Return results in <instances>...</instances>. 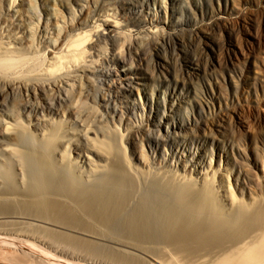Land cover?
I'll return each mask as SVG.
<instances>
[{
    "label": "bare ground",
    "instance_id": "obj_1",
    "mask_svg": "<svg viewBox=\"0 0 264 264\" xmlns=\"http://www.w3.org/2000/svg\"><path fill=\"white\" fill-rule=\"evenodd\" d=\"M51 2L0 0V226L17 225L0 239L21 244L19 264H264V187L236 195L186 138L216 137L237 109L189 126L174 116L186 99L169 109L146 83L230 66L240 17L189 0V18L177 0Z\"/></svg>",
    "mask_w": 264,
    "mask_h": 264
},
{
    "label": "rangeland",
    "instance_id": "obj_2",
    "mask_svg": "<svg viewBox=\"0 0 264 264\" xmlns=\"http://www.w3.org/2000/svg\"><path fill=\"white\" fill-rule=\"evenodd\" d=\"M51 1L49 0V4L52 5ZM167 2L173 3L172 0H167ZM179 2L184 14L189 18V7L182 0H177V4ZM189 2L201 3L204 10L208 12L220 11V8L222 10L227 7L226 12L222 15L229 22L240 17V31L232 40V50L229 54L232 63L227 67L212 68L201 74L192 83L187 82L184 85L175 81L168 82L162 87L160 83L153 84L150 80H147L146 83H149L150 87L156 91H165L167 95L173 96L169 97L172 102L166 105L169 109L186 99L185 108L178 110L174 116L176 121L189 126L201 123L200 121L203 119L208 121L216 119L221 112L220 109L218 110L220 104L223 110L230 113L237 109L238 114H233L232 120L222 119L221 125H216V137H204L203 133H193L188 134L186 138L192 140L193 147L204 146L207 149L205 159L214 160L216 169L221 166V169L223 168L224 172L228 173L231 187L236 195L240 196L243 192L245 199H249L251 193L259 196L264 187V0H189ZM225 3H228V6ZM56 7L66 11L59 3ZM2 10L3 8L0 7V13ZM185 33L188 32L181 33V35L187 36L188 34ZM213 38H215V42L219 36L214 35ZM164 50L169 52L166 49L159 52L163 55L166 53ZM157 56L159 57L150 58L152 62L148 64L149 70H152L154 61L163 60L160 55ZM235 87L238 98H233L232 95ZM16 91L18 99L24 98L22 91ZM133 93L136 101L140 102L139 92L134 89ZM213 105L217 106L214 113ZM128 130L131 133L128 136L129 140L131 136H134V133L132 130ZM139 139H142L141 136ZM133 142L138 143V140ZM134 147L142 146L129 141V150L131 151ZM11 224L3 223V226H0V238L4 235L10 236L9 233L3 231L4 229L12 230L15 226L17 227L15 224H12L14 226L11 227ZM1 240L0 264H19L22 254L20 250L23 248L21 244L16 241L9 243L6 240ZM36 243L43 252L60 256L49 246H45L39 241ZM23 259L27 260L25 257ZM22 260L20 259L21 262ZM38 263L34 262L33 264Z\"/></svg>",
    "mask_w": 264,
    "mask_h": 264
}]
</instances>
